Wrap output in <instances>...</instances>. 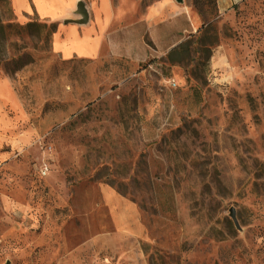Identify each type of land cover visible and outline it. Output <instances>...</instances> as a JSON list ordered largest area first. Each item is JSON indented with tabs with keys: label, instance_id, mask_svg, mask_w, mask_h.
<instances>
[{
	"label": "rangeland",
	"instance_id": "rangeland-1",
	"mask_svg": "<svg viewBox=\"0 0 264 264\" xmlns=\"http://www.w3.org/2000/svg\"><path fill=\"white\" fill-rule=\"evenodd\" d=\"M183 2L195 36L132 66L0 0V264H264V0ZM190 76L198 113L162 124Z\"/></svg>",
	"mask_w": 264,
	"mask_h": 264
},
{
	"label": "crops",
	"instance_id": "crops-1",
	"mask_svg": "<svg viewBox=\"0 0 264 264\" xmlns=\"http://www.w3.org/2000/svg\"><path fill=\"white\" fill-rule=\"evenodd\" d=\"M10 1L21 17L35 14L42 20L57 23L52 48L67 58H121L138 66L176 53L184 41L195 36L199 27L184 0ZM236 1L218 0L219 11L225 12ZM81 2L87 11L85 20L77 11ZM175 82L177 86L179 82ZM180 82L185 87L179 90L169 86L175 94L167 116L162 119L164 125L178 124L181 114L195 115L200 109L205 86L193 76ZM8 85L6 78L0 79V93L13 101L14 94ZM6 103L0 101V126L8 125Z\"/></svg>",
	"mask_w": 264,
	"mask_h": 264
},
{
	"label": "water",
	"instance_id": "water-1",
	"mask_svg": "<svg viewBox=\"0 0 264 264\" xmlns=\"http://www.w3.org/2000/svg\"><path fill=\"white\" fill-rule=\"evenodd\" d=\"M179 2H182L183 0H177ZM78 13L82 15L83 19L85 20L87 18V11H86V8H85V5L84 3H79L78 4ZM230 216L232 217L233 221H234V224L235 226L238 228V229H241L240 227V224H239V221H238V218L236 216V211L234 208H231L230 209Z\"/></svg>",
	"mask_w": 264,
	"mask_h": 264
},
{
	"label": "trees",
	"instance_id": "trees-1",
	"mask_svg": "<svg viewBox=\"0 0 264 264\" xmlns=\"http://www.w3.org/2000/svg\"><path fill=\"white\" fill-rule=\"evenodd\" d=\"M7 25L10 26V24H7ZM4 27H5V25H3L1 23L0 24V30H1V33H2L3 36H4ZM51 27H52V33H53L56 30V28H57V23L52 22ZM183 49L186 50L187 52L189 51V47L188 46L183 48Z\"/></svg>",
	"mask_w": 264,
	"mask_h": 264
}]
</instances>
